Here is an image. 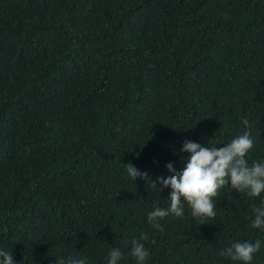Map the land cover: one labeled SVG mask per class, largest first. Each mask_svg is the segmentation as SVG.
<instances>
[{
  "label": "trees",
  "instance_id": "16d2710c",
  "mask_svg": "<svg viewBox=\"0 0 264 264\" xmlns=\"http://www.w3.org/2000/svg\"><path fill=\"white\" fill-rule=\"evenodd\" d=\"M244 131L249 165L264 161V0H0V250L15 264H107L113 248L137 264L142 233L145 264H243L220 251L256 240L264 264V193L229 181L205 224L186 203L163 231L147 219L169 207L158 178L184 168L186 139Z\"/></svg>",
  "mask_w": 264,
  "mask_h": 264
},
{
  "label": "clouds",
  "instance_id": "9594fccd",
  "mask_svg": "<svg viewBox=\"0 0 264 264\" xmlns=\"http://www.w3.org/2000/svg\"><path fill=\"white\" fill-rule=\"evenodd\" d=\"M243 125L250 128L249 121L245 118ZM254 147V141L249 131L236 136L224 146H204L200 143L185 140L181 151L190 153L184 168L176 171L172 163L167 165L174 174L168 178L159 177V183L164 188H171L168 196L169 207H156L147 214V219L152 227L163 231L160 220L173 215L181 218L185 214V203L191 210V216L205 224V218L214 219L216 216L214 198L222 189L229 186L231 189L246 193L248 196L259 197L264 193V161H254L249 165L246 157ZM126 170L134 180L138 176L147 177L141 173L132 163L125 164ZM154 187L158 186L154 181ZM161 191L163 188L159 187ZM253 219L251 227L264 231V200L259 206H252ZM147 233H142L140 239H133L129 255L137 264H145L150 252L145 248ZM155 243V241H152ZM261 248V241L233 242L231 246L222 249L220 255L231 258L233 261H241L250 264L254 253ZM119 248H113L108 252L107 264H119L122 259ZM0 264H15L13 254L0 250ZM56 264H86L85 258L56 260Z\"/></svg>",
  "mask_w": 264,
  "mask_h": 264
}]
</instances>
